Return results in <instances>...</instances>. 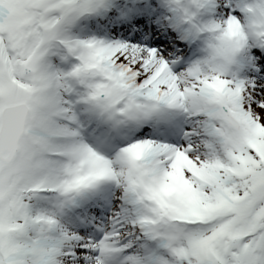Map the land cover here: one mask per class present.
Instances as JSON below:
<instances>
[{
	"label": "snow or ice",
	"instance_id": "obj_1",
	"mask_svg": "<svg viewBox=\"0 0 264 264\" xmlns=\"http://www.w3.org/2000/svg\"><path fill=\"white\" fill-rule=\"evenodd\" d=\"M0 264H264V0H0Z\"/></svg>",
	"mask_w": 264,
	"mask_h": 264
}]
</instances>
